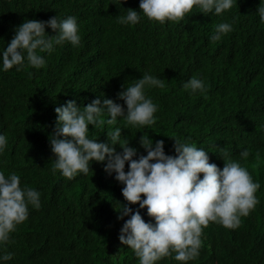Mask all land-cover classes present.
Instances as JSON below:
<instances>
[{
    "label": "trees",
    "instance_id": "16d2710c",
    "mask_svg": "<svg viewBox=\"0 0 264 264\" xmlns=\"http://www.w3.org/2000/svg\"><path fill=\"white\" fill-rule=\"evenodd\" d=\"M139 2L0 0V50L26 19L75 16L81 35L77 47L65 43L43 53L44 68L0 70V133L8 137L0 171L15 172L21 187L41 193V207L29 206L28 219L3 246L12 253L4 264H139L118 239L124 223L117 219L119 204L125 201L115 173L92 162L87 174L71 180L53 174L49 140L56 107L72 99L85 107L98 96L123 104L117 99L122 86L145 73L165 81L163 88L145 90L158 106L155 123L133 127L121 118L116 125H89L90 138L105 142L119 127L121 142L128 140L138 155H146L141 136L163 140L168 155H175L173 139L179 137L208 151L210 163L221 169L228 157L238 161L260 184L259 203L238 228L210 222L202 231L199 256L187 264H264V22L257 12L264 0H237L221 15L205 16L194 8L179 22L146 17L135 25L117 22L126 10L139 11ZM222 22L231 23L233 31L214 41ZM193 76L205 81L206 94L183 88ZM140 212L146 222L151 219L146 209ZM175 255L155 264H182Z\"/></svg>",
    "mask_w": 264,
    "mask_h": 264
},
{
    "label": "clouds",
    "instance_id": "9594fccd",
    "mask_svg": "<svg viewBox=\"0 0 264 264\" xmlns=\"http://www.w3.org/2000/svg\"><path fill=\"white\" fill-rule=\"evenodd\" d=\"M119 2L121 5L126 0ZM233 5L237 0H140L139 11L128 9L125 16L117 17V22L135 25L142 17L160 24L179 22L194 8L208 16L221 15ZM257 12L264 22V7H258ZM46 28L54 35L46 33ZM231 31V23H219L211 39L220 40ZM65 43L73 47L81 43L75 16L55 15L47 21L26 19L14 29L6 48L0 50V70L8 71L14 66L17 71L25 66L44 68L47 60L42 54H51L56 46ZM151 87L163 88L165 81L145 73L127 88L122 86L117 99L123 104L98 96L85 107L77 106L75 99L56 107L55 127L49 140L54 157L52 171L71 180L78 174H87L92 162L103 163L104 171L108 175L115 173V180L123 185L125 203L119 204L117 215L118 220H124L118 236L120 244L134 251L139 264H155L173 252L176 261L187 264L199 256L202 231L210 222L228 229L240 226L241 217L248 216L259 203L255 193L260 184L253 182L238 161L228 157L221 169L210 163L208 151L179 137L173 139L175 155L165 153L163 140L153 143L144 136L140 145L146 155H138L128 140L121 142L119 127L108 133L110 139L105 142L90 138L89 125H116L121 118L133 127L154 124L158 106L145 92ZM183 88L192 94L207 92L205 81L196 76L184 82ZM105 115L107 120L102 119ZM116 145L122 150L117 152ZM7 146L8 137L0 133V154ZM240 156L246 159L247 150ZM40 197L38 190L21 187L15 172L6 176L0 171V264L12 259V253L3 246L17 226L28 219L29 206L41 207ZM137 204L138 208L131 207ZM142 209L151 218L147 222Z\"/></svg>",
    "mask_w": 264,
    "mask_h": 264
}]
</instances>
